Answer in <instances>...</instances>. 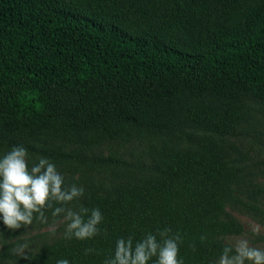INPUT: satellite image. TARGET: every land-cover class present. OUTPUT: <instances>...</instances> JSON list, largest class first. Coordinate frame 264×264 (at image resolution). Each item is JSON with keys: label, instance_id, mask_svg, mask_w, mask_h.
Returning a JSON list of instances; mask_svg holds the SVG:
<instances>
[{"label": "trees", "instance_id": "obj_1", "mask_svg": "<svg viewBox=\"0 0 264 264\" xmlns=\"http://www.w3.org/2000/svg\"><path fill=\"white\" fill-rule=\"evenodd\" d=\"M250 121L264 147V0H0V156L23 146L136 172L66 206L98 208L96 236L63 234L15 264H104L118 239L165 227L183 264H216L243 232L227 207L258 211L241 198L244 154L226 143ZM133 139L159 142L148 163L85 153Z\"/></svg>", "mask_w": 264, "mask_h": 264}, {"label": "clouds", "instance_id": "obj_2", "mask_svg": "<svg viewBox=\"0 0 264 264\" xmlns=\"http://www.w3.org/2000/svg\"><path fill=\"white\" fill-rule=\"evenodd\" d=\"M81 195L82 188L64 186L63 176L46 157H40L30 166L29 153L23 146H15L0 156V222L9 229L31 225L34 219L46 223L45 212L51 209L53 217L63 214L68 221L66 238L91 239L100 231L98 225L103 219L100 210L81 207L75 212L66 207ZM181 242V235L173 234L167 227L136 241L133 236L120 238L104 264H149L153 258L154 264H183L179 256ZM57 264L69 262L60 259ZM216 264H264V249L237 238L223 247Z\"/></svg>", "mask_w": 264, "mask_h": 264}, {"label": "rangeland", "instance_id": "obj_3", "mask_svg": "<svg viewBox=\"0 0 264 264\" xmlns=\"http://www.w3.org/2000/svg\"><path fill=\"white\" fill-rule=\"evenodd\" d=\"M254 129L256 124L250 121L238 128L237 135L226 138V143L233 144L244 154V157L233 156L242 170L239 183L241 198L253 204L258 211H248L239 205L228 206L227 212L241 223L243 232L238 236L225 238V242L230 244L237 238L247 239L250 246L264 249V147L257 140ZM158 144V141L139 139L114 140L88 148L85 153L115 158L130 164H146L149 162L153 147ZM60 146L65 151L75 150V147L65 145L63 142H60ZM38 159L29 158L30 166ZM56 167L64 178V186L73 182L78 188L86 185L127 182L136 176L132 168H86L77 165H56ZM45 216L46 223L34 219L31 225L0 231V264H15L14 257H24L43 244L65 234L68 221L64 219L63 214L57 217H53L52 214Z\"/></svg>", "mask_w": 264, "mask_h": 264}]
</instances>
